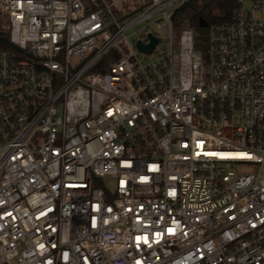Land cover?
<instances>
[{
    "label": "built area",
    "instance_id": "obj_1",
    "mask_svg": "<svg viewBox=\"0 0 264 264\" xmlns=\"http://www.w3.org/2000/svg\"><path fill=\"white\" fill-rule=\"evenodd\" d=\"M188 1L0 0V264H264V0Z\"/></svg>",
    "mask_w": 264,
    "mask_h": 264
},
{
    "label": "trees",
    "instance_id": "obj_2",
    "mask_svg": "<svg viewBox=\"0 0 264 264\" xmlns=\"http://www.w3.org/2000/svg\"><path fill=\"white\" fill-rule=\"evenodd\" d=\"M241 0H189L177 13L175 21L179 25L188 23L196 32L197 47L206 46L207 28L200 26V19L209 24L229 21ZM6 37L0 35V44L8 45Z\"/></svg>",
    "mask_w": 264,
    "mask_h": 264
},
{
    "label": "rangeland",
    "instance_id": "obj_3",
    "mask_svg": "<svg viewBox=\"0 0 264 264\" xmlns=\"http://www.w3.org/2000/svg\"><path fill=\"white\" fill-rule=\"evenodd\" d=\"M114 1L118 2V5L120 6L121 9L130 11L134 9L135 7L137 8L140 7L141 3L144 2L145 0H114ZM245 5L247 7H251L252 1L246 0ZM118 14H121V13L118 12ZM136 29H138V27L133 30H136ZM131 39L133 40L132 36H131Z\"/></svg>",
    "mask_w": 264,
    "mask_h": 264
},
{
    "label": "water",
    "instance_id": "obj_4",
    "mask_svg": "<svg viewBox=\"0 0 264 264\" xmlns=\"http://www.w3.org/2000/svg\"><path fill=\"white\" fill-rule=\"evenodd\" d=\"M209 23L205 20V19H200V26L201 27H208ZM151 37V43L150 44H143L141 41H138L137 46L141 51L147 52V53H151L153 51V49L155 48V45L158 43V39L152 35H150Z\"/></svg>",
    "mask_w": 264,
    "mask_h": 264
}]
</instances>
